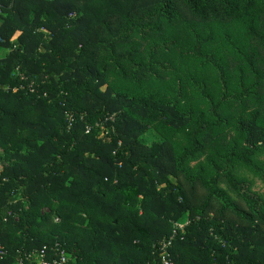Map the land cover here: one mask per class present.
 <instances>
[{"label": "trees", "instance_id": "16d2710c", "mask_svg": "<svg viewBox=\"0 0 264 264\" xmlns=\"http://www.w3.org/2000/svg\"><path fill=\"white\" fill-rule=\"evenodd\" d=\"M95 1L0 0V264H264V0Z\"/></svg>", "mask_w": 264, "mask_h": 264}, {"label": "rangeland", "instance_id": "374dc122", "mask_svg": "<svg viewBox=\"0 0 264 264\" xmlns=\"http://www.w3.org/2000/svg\"><path fill=\"white\" fill-rule=\"evenodd\" d=\"M106 0H96L92 6H90L93 10L95 11H102L106 7ZM19 34L18 31L15 32L12 38H15ZM5 52H7L6 49L3 48V51H0V57H2ZM106 85L112 86L117 89H122L123 85L120 84L119 82L113 80L111 77L108 79L107 84L103 85L101 87L102 90L105 89ZM19 116L21 118H26L28 116V109H24L20 112ZM106 129L104 127H100V131H105ZM161 139V135L157 133L153 128H149L141 137L140 140L142 143L145 145H150L152 142H158ZM174 143L177 144L175 139H172ZM256 160L260 164H264V147L262 151L257 155ZM3 164L2 161L0 160V165ZM239 176L249 184V187L251 191L258 195L262 200H264V183L257 178L256 176L252 175L248 170L241 168L238 170ZM70 256V254H68Z\"/></svg>", "mask_w": 264, "mask_h": 264}, {"label": "built area", "instance_id": "2783aa9c", "mask_svg": "<svg viewBox=\"0 0 264 264\" xmlns=\"http://www.w3.org/2000/svg\"><path fill=\"white\" fill-rule=\"evenodd\" d=\"M176 227L181 228V224H175ZM175 233V228L172 230V235L168 239L160 243L161 247V262L162 264H172L170 259L167 257L166 247L170 245L173 234ZM4 251L0 248V256ZM66 253L63 250L58 251L57 255L49 261L46 256V248L42 247L41 249L34 252H26L19 255L16 259L15 264H66Z\"/></svg>", "mask_w": 264, "mask_h": 264}]
</instances>
